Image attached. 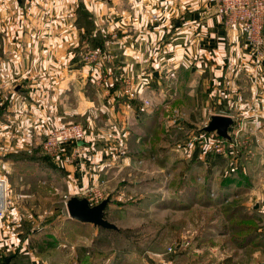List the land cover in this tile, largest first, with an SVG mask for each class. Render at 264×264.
I'll return each instance as SVG.
<instances>
[{
	"label": "crops",
	"instance_id": "1",
	"mask_svg": "<svg viewBox=\"0 0 264 264\" xmlns=\"http://www.w3.org/2000/svg\"><path fill=\"white\" fill-rule=\"evenodd\" d=\"M39 1L0 0L6 100L0 108V174L8 183L0 264H89L83 249L104 240L108 229L70 219L65 207L42 209L83 196L89 184L110 195L122 187L138 189L145 177L148 190L166 201L158 207L148 199L151 221L164 222L156 214L183 192L174 184L176 161L195 152L182 151L173 135L190 122L175 107L182 101L201 111L202 120L192 112L190 123L203 128L210 115H228L234 120L229 133L239 126L242 135L236 153H195L192 182L184 183L195 189L192 206L203 188L210 197L225 195L217 206L239 200L264 237V50L256 55L242 31L223 24L216 0ZM88 48L104 49L106 61L84 64ZM99 70L106 77L102 86ZM123 77L136 88L134 98L122 93ZM145 99L151 104L145 106ZM172 111L178 122L166 127ZM66 122L82 124L88 133L83 156L71 164L64 159L70 144L62 158L41 149L47 131ZM156 232L157 241L162 231ZM158 244L125 254L104 246L97 264L171 263Z\"/></svg>",
	"mask_w": 264,
	"mask_h": 264
},
{
	"label": "rangeland",
	"instance_id": "2",
	"mask_svg": "<svg viewBox=\"0 0 264 264\" xmlns=\"http://www.w3.org/2000/svg\"><path fill=\"white\" fill-rule=\"evenodd\" d=\"M193 106L194 105L183 101L175 104V107L178 108L181 115L185 116L188 119L187 121L190 122L193 121L192 112H195L196 117H200L199 114H201L200 110H193ZM200 120H202V117H200L197 122H200ZM190 122H188L185 127L182 126L181 130L174 131L173 135L178 138V142H181V140H184L194 132H198V129L201 128ZM191 158L192 156H181V159L178 161L174 158L177 164L176 166H179L174 174V184L178 185L183 177L189 178L192 182V168L190 166L192 163ZM135 179L139 180L141 177H136ZM143 179L146 178H142V182L136 190H128L127 188L125 189V187H122L124 188L122 189L123 191H121L122 193L115 190L112 194L108 195L111 200L109 203L110 205L106 207V209L109 207L106 212V218L117 225L118 231H106L104 240L93 246L90 244V248L86 247L83 249V255L85 254L90 259L89 264H97V262L100 261L101 257L106 252H102L99 248L103 249L104 246H109L106 247L105 250L111 247L115 249L116 254H125L124 251L131 250L134 246L140 247L139 245H148V243H155L157 241L159 242L158 246L161 256H163L165 260L171 258L169 260L171 263L167 264H208L211 258L223 260L226 257H228L226 258L227 261L223 264L264 263V246L258 249L250 247L246 250L237 248L232 244L225 246L226 243H224V238H226L230 232V228L229 231L226 232L225 237L215 238V241H217L215 242V245L211 246V242L204 241L201 247H196V240H194L195 234H198L201 229L206 227L207 220H209L210 216L217 211L212 205L203 206L202 204L197 203L192 206L191 203L188 208H182V206L179 205L180 201L177 203V199H174V201L170 202V199L167 202V210H164L163 213H155L159 220L165 219V221L158 225L155 224L154 221H151L154 218L150 216L151 213L147 201L152 198L154 201H158L156 202V206H161L165 200L160 199L161 197L159 198V195H157L156 192H152L151 189L148 190ZM125 181H130V179H126ZM61 191L63 190L60 189L59 193H61ZM106 193L108 194L107 191ZM180 200H182V198H180ZM185 200L186 199H183L182 201ZM54 207H58L60 210L64 208V205L55 204L51 207H43L42 209H45V211L47 209L53 210ZM128 209H130V212L127 211ZM39 210H41V207ZM58 214L63 213L59 211ZM127 214L135 217L133 218L134 221L128 219L130 216ZM148 216H150V218H148ZM221 217V212H218L216 220H219ZM193 219L196 220L193 221ZM49 224L50 223H46V225ZM158 229L162 231V235H160L156 241L157 235L155 233H157L156 231H158ZM153 240L155 242H152ZM220 247H222L221 251H219ZM196 249H198V251H196ZM153 251H156V249H153ZM217 251H219V253ZM112 256L115 255L113 254Z\"/></svg>",
	"mask_w": 264,
	"mask_h": 264
},
{
	"label": "built area",
	"instance_id": "3",
	"mask_svg": "<svg viewBox=\"0 0 264 264\" xmlns=\"http://www.w3.org/2000/svg\"><path fill=\"white\" fill-rule=\"evenodd\" d=\"M46 1L40 0L38 3L43 4ZM216 2L217 15L222 19L223 24L226 27H236L242 31L254 53L258 56L262 55L264 50V0H216ZM152 18L157 20L156 15H152ZM107 56L104 49L88 48L82 55V61L84 64L94 67L102 65L106 61ZM99 72L100 77L97 79V83L102 86L106 81V77L101 70ZM121 81L123 83L122 93L126 97L134 98L137 95V90L134 88L131 79L123 77ZM5 102V85L0 77V108L4 106ZM143 103L145 106L151 104L148 99L143 100ZM178 116L176 111H172L165 126L176 125L179 119ZM87 134L82 124L66 122L47 131L41 141V149L47 155L62 158V153L65 150L64 146L70 144V154H66L64 159L66 163L71 164L83 156L81 143L86 141ZM229 135L230 140H226L219 137L215 132H194L186 137L179 147L186 153L194 151L196 147L200 149L201 154L210 152L225 155L229 150L236 153V150L242 144L241 128L239 126L234 127ZM82 195L91 204H97L107 197L108 194L99 185L89 184L83 188ZM211 197L216 199V194L211 192ZM228 201L229 199H225V202ZM7 203V179L0 174V218L5 215Z\"/></svg>",
	"mask_w": 264,
	"mask_h": 264
},
{
	"label": "trees",
	"instance_id": "4",
	"mask_svg": "<svg viewBox=\"0 0 264 264\" xmlns=\"http://www.w3.org/2000/svg\"><path fill=\"white\" fill-rule=\"evenodd\" d=\"M93 47L96 46L94 45ZM98 47L103 48L102 46H98ZM198 132H204V131L202 128H200L198 129ZM164 133H166V131H164ZM181 142H179V145L181 144ZM194 151L195 152H193L191 162L192 159L196 160L195 153L199 152L200 149L196 147ZM211 154L212 153L208 152L205 153V156L207 157L210 156ZM41 157L45 160H49V157L47 155H43ZM184 182H186V180L183 177V179H181L178 184L180 188L181 187L183 188V192L178 197L179 199L176 197L171 199L170 202L174 201V199H177V203H179L180 201L179 205L182 206V208H188L192 203L191 200L192 192L195 191V189L190 187L189 185L187 186V184H184ZM201 191H203V194L198 196V198H196V201H198V203L202 204L203 206L215 204L214 207L217 209V211L210 216L209 220H207L206 227L204 229H201V231L198 234L197 233L195 234L194 240H196L195 242L196 247H201L204 241L211 242V246L215 245V242H217L215 241V238L225 237L226 232L229 231V228H230V232L228 233L229 236L227 235L226 238H224L225 239L224 243H226L225 246H227L228 244H232L237 248L244 250L250 247H253L254 249L256 248L258 249L264 246V237L257 236V230L259 228L258 224L253 220V218H251V216H249L246 209L244 211V207L240 204L239 200H231L229 202H225L220 206H217L219 201L220 202L223 201L222 198H224L225 195L218 193L217 198L212 199L208 191H205L204 188L201 189ZM180 198H182V200L183 199L186 200L182 201L180 200ZM57 209L59 210V208ZM218 212H221L222 217L219 220H216ZM105 216H106V212H105ZM75 221L78 223H82L77 220ZM83 224H87V223H83ZM57 228L61 229V227L59 226ZM108 230H112V229H108ZM45 244L48 245V247H51L53 243L47 241L45 242ZM36 247H38L39 249L40 244L37 243ZM220 249H222V247H220ZM226 258L223 260L209 258L210 260L208 264H223L227 261ZM0 261H3V258H0Z\"/></svg>",
	"mask_w": 264,
	"mask_h": 264
},
{
	"label": "water",
	"instance_id": "5",
	"mask_svg": "<svg viewBox=\"0 0 264 264\" xmlns=\"http://www.w3.org/2000/svg\"><path fill=\"white\" fill-rule=\"evenodd\" d=\"M233 124L234 120L228 115L212 114L202 129L204 132H215L219 137L230 140L229 127ZM109 202L108 196L97 204H91L84 196L72 195L65 201V209L70 219L90 223L102 229L118 230L117 225L105 216Z\"/></svg>",
	"mask_w": 264,
	"mask_h": 264
}]
</instances>
